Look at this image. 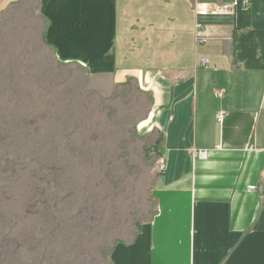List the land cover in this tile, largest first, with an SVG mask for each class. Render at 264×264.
<instances>
[{
	"label": "crops",
	"instance_id": "0c3cea01",
	"mask_svg": "<svg viewBox=\"0 0 264 264\" xmlns=\"http://www.w3.org/2000/svg\"><path fill=\"white\" fill-rule=\"evenodd\" d=\"M30 1L57 61L104 93L137 79L148 118L190 140L118 264H264V0H12L10 12Z\"/></svg>",
	"mask_w": 264,
	"mask_h": 264
},
{
	"label": "rangeland",
	"instance_id": "374dc122",
	"mask_svg": "<svg viewBox=\"0 0 264 264\" xmlns=\"http://www.w3.org/2000/svg\"><path fill=\"white\" fill-rule=\"evenodd\" d=\"M12 14L0 17V264H112L155 211L151 93L134 78L99 91L43 44L35 1Z\"/></svg>",
	"mask_w": 264,
	"mask_h": 264
},
{
	"label": "bare ground",
	"instance_id": "6f19581e",
	"mask_svg": "<svg viewBox=\"0 0 264 264\" xmlns=\"http://www.w3.org/2000/svg\"><path fill=\"white\" fill-rule=\"evenodd\" d=\"M11 1L12 0H0V17L4 12H7V10L11 8ZM147 123L156 126L161 132L162 138L161 140L159 139L160 144L158 145V151L166 165L165 170L159 175L153 188V197L154 200H156L190 140L150 118ZM129 244L130 242H121L115 245L111 254L112 264L119 263Z\"/></svg>",
	"mask_w": 264,
	"mask_h": 264
},
{
	"label": "built area",
	"instance_id": "2783aa9c",
	"mask_svg": "<svg viewBox=\"0 0 264 264\" xmlns=\"http://www.w3.org/2000/svg\"><path fill=\"white\" fill-rule=\"evenodd\" d=\"M238 5V0H233V6ZM197 15L203 16L206 15L208 12L207 10H196ZM203 25L201 23H197V30L202 29ZM203 65L207 64V60H203L202 62ZM223 116V113L220 114L219 119H221ZM202 155H205V152H201ZM166 168L165 162L162 158L159 159L158 161V171L159 173H162ZM251 189H256V186H251Z\"/></svg>",
	"mask_w": 264,
	"mask_h": 264
}]
</instances>
